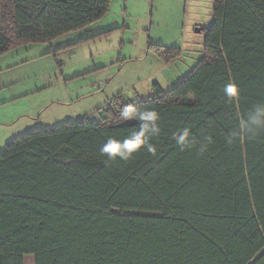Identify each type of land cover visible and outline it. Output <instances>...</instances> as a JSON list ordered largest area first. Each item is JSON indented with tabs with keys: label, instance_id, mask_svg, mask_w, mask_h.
<instances>
[{
	"label": "trees",
	"instance_id": "trees-1",
	"mask_svg": "<svg viewBox=\"0 0 264 264\" xmlns=\"http://www.w3.org/2000/svg\"><path fill=\"white\" fill-rule=\"evenodd\" d=\"M110 2L0 0V55L82 29ZM203 31L202 58L173 87L117 94L97 118L38 127L0 150V264H264V131L239 129L264 103V0H213ZM156 47L167 62L181 54ZM126 104L160 113L157 152L109 161L107 140L138 129L120 118ZM184 128L195 143L180 151Z\"/></svg>",
	"mask_w": 264,
	"mask_h": 264
},
{
	"label": "rangeland",
	"instance_id": "rangeland-1",
	"mask_svg": "<svg viewBox=\"0 0 264 264\" xmlns=\"http://www.w3.org/2000/svg\"><path fill=\"white\" fill-rule=\"evenodd\" d=\"M213 0H111L94 23L0 55V150L14 137L89 116L117 94L131 100L180 82L204 53ZM68 44V45H67ZM163 45L179 47L167 62Z\"/></svg>",
	"mask_w": 264,
	"mask_h": 264
},
{
	"label": "clouds",
	"instance_id": "clouds-1",
	"mask_svg": "<svg viewBox=\"0 0 264 264\" xmlns=\"http://www.w3.org/2000/svg\"><path fill=\"white\" fill-rule=\"evenodd\" d=\"M224 92L227 97L232 98L237 95L238 88L234 83H229L225 86ZM120 118L125 122L136 121L138 129L123 140L110 137L101 148V154L109 161L117 159L126 161L135 152L146 146L147 151L155 155L157 149L149 141L161 132L159 125V121L161 120L160 113L155 109L140 110L135 106L126 104L120 110ZM239 129L248 134L264 131V103L257 104L240 119ZM175 142L180 151H185L193 147L195 140L191 134V130L184 128L182 132L175 135Z\"/></svg>",
	"mask_w": 264,
	"mask_h": 264
},
{
	"label": "crops",
	"instance_id": "crops-1",
	"mask_svg": "<svg viewBox=\"0 0 264 264\" xmlns=\"http://www.w3.org/2000/svg\"><path fill=\"white\" fill-rule=\"evenodd\" d=\"M25 264H34L33 257L30 255L26 256Z\"/></svg>",
	"mask_w": 264,
	"mask_h": 264
},
{
	"label": "water",
	"instance_id": "water-1",
	"mask_svg": "<svg viewBox=\"0 0 264 264\" xmlns=\"http://www.w3.org/2000/svg\"><path fill=\"white\" fill-rule=\"evenodd\" d=\"M203 30V28H197L196 29V31H198V32H200V31H202Z\"/></svg>",
	"mask_w": 264,
	"mask_h": 264
}]
</instances>
